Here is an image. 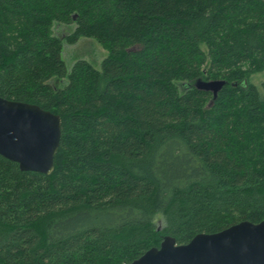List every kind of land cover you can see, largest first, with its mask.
<instances>
[{
    "label": "trees",
    "instance_id": "16d2710c",
    "mask_svg": "<svg viewBox=\"0 0 264 264\" xmlns=\"http://www.w3.org/2000/svg\"><path fill=\"white\" fill-rule=\"evenodd\" d=\"M81 38L99 68L68 69ZM261 73L264 0H0V97L61 119L50 175L0 157V264H130L264 220Z\"/></svg>",
    "mask_w": 264,
    "mask_h": 264
},
{
    "label": "water",
    "instance_id": "95a60500",
    "mask_svg": "<svg viewBox=\"0 0 264 264\" xmlns=\"http://www.w3.org/2000/svg\"><path fill=\"white\" fill-rule=\"evenodd\" d=\"M224 80L198 79L194 87L216 99ZM213 101L210 102V105ZM61 137V119L36 105L0 97V157L22 172L50 175ZM130 264H264V220L243 221L214 234H198L185 245L166 236Z\"/></svg>",
    "mask_w": 264,
    "mask_h": 264
},
{
    "label": "rangeland",
    "instance_id": "374dc122",
    "mask_svg": "<svg viewBox=\"0 0 264 264\" xmlns=\"http://www.w3.org/2000/svg\"><path fill=\"white\" fill-rule=\"evenodd\" d=\"M74 27L73 24H56L53 27V33L58 37H64L71 33ZM106 56V50H104L96 41L86 38H81L73 45L65 43L62 52V58L68 69L79 60L86 61L93 67L99 68L100 62ZM250 81L260 89V84L264 81V73L252 75Z\"/></svg>",
    "mask_w": 264,
    "mask_h": 264
}]
</instances>
